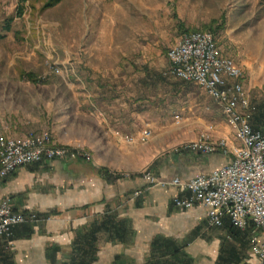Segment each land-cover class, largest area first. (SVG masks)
I'll return each instance as SVG.
<instances>
[{
    "label": "rangeland",
    "instance_id": "obj_1",
    "mask_svg": "<svg viewBox=\"0 0 264 264\" xmlns=\"http://www.w3.org/2000/svg\"><path fill=\"white\" fill-rule=\"evenodd\" d=\"M44 1L0 0V29L11 18L0 40L1 138L48 133L52 145L64 147L55 140L70 142L72 147L65 148L82 150L91 161V145L107 130L75 109L92 100L81 78L84 64L106 78L114 75L123 89L114 100L120 110L126 109V123L123 131L120 126L110 129L114 151L102 150L105 141L98 144L103 164L133 167L137 155L124 158L120 152L141 151L144 167L152 156L190 145L168 138L170 129L180 126L173 117L186 109L199 113L202 106L216 108L195 85L167 74V50L189 33L213 38L220 56L239 68L249 102L255 94L264 97V0H62L41 11ZM119 54L126 58L124 68ZM143 130L148 134L135 142ZM202 140L222 143L207 136ZM121 169L119 174L129 175ZM141 171L139 175L147 172L145 167Z\"/></svg>",
    "mask_w": 264,
    "mask_h": 264
},
{
    "label": "crops",
    "instance_id": "obj_2",
    "mask_svg": "<svg viewBox=\"0 0 264 264\" xmlns=\"http://www.w3.org/2000/svg\"><path fill=\"white\" fill-rule=\"evenodd\" d=\"M119 55L120 65L125 66V56ZM81 66V78L92 100L77 104L75 109L87 112L107 131L95 144L92 141L89 162L43 161L18 168L0 180V201L7 200L14 212H32L40 218L14 227L7 241L0 238V264H256L249 250V241L256 235L254 228L238 230L223 219L219 228L206 229L204 208H175L172 200L179 194L174 188L151 187L139 177L145 167L157 180L187 181L228 164L230 157L219 152L203 156L178 148L152 156L143 167L144 152L122 151L124 158L137 155V164L132 167L128 163V168L124 165L122 169L106 166L100 161L98 144L105 141L102 150L114 151L109 144L114 138L110 129H124L126 109L120 110L114 100L122 88L114 75L109 79ZM243 82L249 89L248 82ZM176 91L172 89L170 94ZM210 103L216 112L205 106L199 107V113L190 109L180 112V126L170 129L168 138L180 146L197 136L233 144L230 132L234 128ZM249 106V128L264 136V97L251 96ZM234 140L238 147L236 136ZM55 143L72 147L70 142ZM120 169L129 175L119 174Z\"/></svg>",
    "mask_w": 264,
    "mask_h": 264
},
{
    "label": "built area",
    "instance_id": "obj_3",
    "mask_svg": "<svg viewBox=\"0 0 264 264\" xmlns=\"http://www.w3.org/2000/svg\"><path fill=\"white\" fill-rule=\"evenodd\" d=\"M166 60L170 78L195 85L219 111L229 113V123L235 124V131L230 132L233 144L226 145L223 140L207 143L197 137L182 149L203 156L219 152L229 156L230 161L206 176L187 181L177 178L160 181L146 172L139 177L151 187L174 188L179 194L172 200L175 208L187 210L194 205L204 208L206 229L219 228L223 219L238 230L251 224L256 235L249 241V250L256 264H264V137L249 128V97L240 83L242 74H230V66L236 65L222 58L213 38L202 33L182 35L167 50ZM179 121L180 118L173 117V122ZM148 132L141 131L134 141L138 142ZM234 136L246 140V149H237ZM124 139L128 143L133 140ZM76 159L89 161L82 150L52 145L48 133H28L19 139L0 137V180L20 167ZM38 221L40 218L35 213L14 212L7 200L0 201V238L3 240L9 239L14 227Z\"/></svg>",
    "mask_w": 264,
    "mask_h": 264
},
{
    "label": "trees",
    "instance_id": "obj_4",
    "mask_svg": "<svg viewBox=\"0 0 264 264\" xmlns=\"http://www.w3.org/2000/svg\"><path fill=\"white\" fill-rule=\"evenodd\" d=\"M25 1L27 0H19V3L23 4ZM62 0H45L41 6V11L43 10H47V9H50L52 7H54L55 5H57L58 3H60ZM11 21V18H7L3 25H2V28L0 29V40L3 39V33H6L9 31V23ZM221 28H217V30H220ZM104 174H106L104 172ZM130 177H134V176H130ZM117 179V178H115ZM249 228H253V226L251 224H248L247 225Z\"/></svg>",
    "mask_w": 264,
    "mask_h": 264
},
{
    "label": "bare ground",
    "instance_id": "obj_5",
    "mask_svg": "<svg viewBox=\"0 0 264 264\" xmlns=\"http://www.w3.org/2000/svg\"><path fill=\"white\" fill-rule=\"evenodd\" d=\"M203 35V34H202ZM204 37H208V36H206V35H203ZM223 58V57H222ZM227 60V59H226ZM227 61H229V60H227ZM230 74H232V75H241V72H240V70H239V68L237 67V66H230ZM225 114H226V116L228 117V122H229V113H227V112H225ZM230 125H232V126H234L235 127V124L234 123H229ZM148 134V133H147ZM146 134V135H147ZM142 137H145V135L144 136H142ZM141 138V137H140ZM139 138V139H140ZM237 139H238V142H239V145H238V147H237V149H246V140L245 139H243L241 136H237ZM207 143H209V142H207ZM234 144H235V140H234ZM67 150H68V148H67ZM88 156V155H87ZM21 168V167H20Z\"/></svg>",
    "mask_w": 264,
    "mask_h": 264
}]
</instances>
